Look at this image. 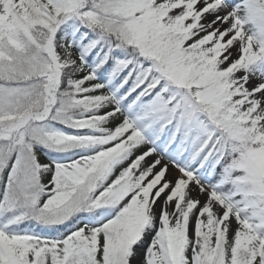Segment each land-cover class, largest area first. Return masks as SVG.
<instances>
[{"label": "snow or ice", "instance_id": "1", "mask_svg": "<svg viewBox=\"0 0 264 264\" xmlns=\"http://www.w3.org/2000/svg\"><path fill=\"white\" fill-rule=\"evenodd\" d=\"M0 264H264V0H0Z\"/></svg>", "mask_w": 264, "mask_h": 264}, {"label": "rangeland", "instance_id": "2", "mask_svg": "<svg viewBox=\"0 0 264 264\" xmlns=\"http://www.w3.org/2000/svg\"><path fill=\"white\" fill-rule=\"evenodd\" d=\"M255 83H256V81H255ZM233 227H235V224H233Z\"/></svg>", "mask_w": 264, "mask_h": 264}, {"label": "bare ground", "instance_id": "3", "mask_svg": "<svg viewBox=\"0 0 264 264\" xmlns=\"http://www.w3.org/2000/svg\"><path fill=\"white\" fill-rule=\"evenodd\" d=\"M253 84H255V81H253Z\"/></svg>", "mask_w": 264, "mask_h": 264}]
</instances>
